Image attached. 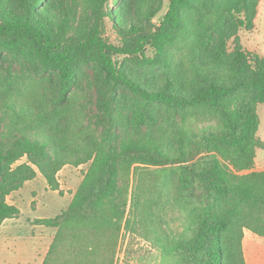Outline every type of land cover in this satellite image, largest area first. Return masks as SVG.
Masks as SVG:
<instances>
[{
  "label": "trees",
  "instance_id": "16d2710c",
  "mask_svg": "<svg viewBox=\"0 0 264 264\" xmlns=\"http://www.w3.org/2000/svg\"><path fill=\"white\" fill-rule=\"evenodd\" d=\"M260 1L0 0V225L37 171L56 191L88 165L68 208L35 220L56 229L43 264H114L134 224L159 264H246L245 231L264 239V56L238 33ZM17 64L51 101L22 99Z\"/></svg>",
  "mask_w": 264,
  "mask_h": 264
},
{
  "label": "rangeland",
  "instance_id": "374dc122",
  "mask_svg": "<svg viewBox=\"0 0 264 264\" xmlns=\"http://www.w3.org/2000/svg\"><path fill=\"white\" fill-rule=\"evenodd\" d=\"M112 2V0H110ZM109 4V3H108ZM120 3L115 4L114 11L119 7ZM104 36L109 38L112 42H117L114 32L110 28L109 22L106 23V29ZM239 43L242 47L249 51L255 52L260 56H264V0L260 1L257 7V14L254 19V27L251 31H240L238 33ZM1 66V65H0ZM14 75L17 76V84L22 87V94L24 95L22 99L26 101L28 98L29 102L34 104V99L40 101H51L52 87L47 77L36 75L31 71L19 66L18 64L14 66ZM1 72V71H0ZM90 73V72H89ZM86 85V83H84ZM25 90V91H24ZM85 94H91L89 100L86 98L84 103L87 105L88 101L90 104V114L94 110V97L87 89ZM16 95V94H14ZM1 98V97H0ZM257 113L259 116L260 124L257 132V136L264 142V104L258 105ZM2 124H5L4 122ZM211 124L210 122H201L200 127L207 126ZM6 125L0 127V131H5ZM260 156L258 159H255L254 169L261 171L264 168L263 160L261 156L264 155V149H258L256 151ZM257 157V156H256ZM26 162V158L20 159L16 165ZM88 165H80L78 167L73 166H64L56 174V181L58 184V189L56 191L52 190L46 183L42 175L40 176L44 179V183L36 184L27 196L23 195L22 197L18 196L16 202L22 205V208H25L24 214L22 215V220H26L27 216L31 214V210L37 212L36 215L45 217L34 219L35 220H44L54 218L59 215L61 212L65 211L70 205L73 197L82 182L83 176L87 170ZM36 173V175H37ZM35 179V178H34ZM23 188V187H22ZM32 197L36 196V201L30 204V192ZM18 191V190H17ZM134 191V182L131 180V187L128 194V204L126 208V215L129 213V206L131 201V193ZM14 193V192H13ZM13 193H11L6 201L9 203L13 201ZM26 199V201L24 200ZM28 200V201H27ZM31 209V210H30ZM35 215V214H34ZM37 226L45 227L49 229V240L42 245L40 251L39 261L43 264V261L46 257L48 249L53 241L56 229L49 228L44 225H40L38 222H32ZM133 229H122L121 235L119 237L116 251L114 264H159L160 263V254L159 251L151 242L141 236L138 225H131L129 228ZM250 239V247H246V257L244 255L246 264H264V239L257 237L251 232H247ZM47 235V234H46ZM244 239V238H243ZM50 243V244H49ZM49 244V245H47ZM48 247V249H47ZM249 248V249H248Z\"/></svg>",
  "mask_w": 264,
  "mask_h": 264
},
{
  "label": "crops",
  "instance_id": "0c3cea01",
  "mask_svg": "<svg viewBox=\"0 0 264 264\" xmlns=\"http://www.w3.org/2000/svg\"><path fill=\"white\" fill-rule=\"evenodd\" d=\"M256 160L258 156H260L256 152ZM261 159L264 163V155L261 156ZM264 170L261 169V171ZM44 179L37 173L35 179L26 182L23 185V188L15 191L13 193V201H10L8 204L13 205L19 209V216L7 219L0 225V264H41L39 261L40 251L42 245L49 240V229L41 226H37L32 224L34 219L45 218L44 216H38L37 210H31V214L27 216L26 220H22V215L24 214L25 208H22L19 200L16 202V198L21 196L20 199L22 201L23 195L27 196L36 184H43ZM30 192V200L28 201L30 204L35 202L36 196L32 197V193ZM26 201V199H24ZM35 214V215H34ZM248 231L244 233L243 239V252L246 257V247H250V239L251 237L247 234ZM47 234V235H46ZM50 244V243H49ZM47 244V245H49ZM48 249V247H47ZM249 249V248H248Z\"/></svg>",
  "mask_w": 264,
  "mask_h": 264
}]
</instances>
